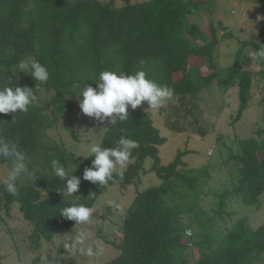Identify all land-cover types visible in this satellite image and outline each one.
Here are the masks:
<instances>
[{"label":"trees","instance_id":"1","mask_svg":"<svg viewBox=\"0 0 264 264\" xmlns=\"http://www.w3.org/2000/svg\"><path fill=\"white\" fill-rule=\"evenodd\" d=\"M213 1L143 0L116 5V0H34L32 9V0H0V87L17 83L33 89L37 96L39 88L54 90L48 101L31 107L27 113H0V135L17 142L29 156L36 151L45 154L52 148L61 156L60 148L43 141L45 129L55 122L49 110L66 101L68 95L76 96L75 83L85 86L105 69L133 73L142 68L148 78L173 88V98L179 101L190 100L187 95L195 97L213 80L221 93L236 86L239 102L235 122L253 102V91L264 77V63H259L257 71L243 66V49L249 44L257 50L262 43L243 41L234 63L217 67L213 58L218 44L215 30L211 26L207 35L198 24L190 22V16L199 9L211 13ZM28 57L48 68L47 83L13 72L17 63ZM202 66L209 72L204 73ZM41 106L45 110L40 111ZM128 111L127 120L109 125L99 141L104 147H116L115 142L123 135L139 145L131 150L123 180L116 177L107 184H133L137 191L123 216L121 238L110 241L119 252L104 264H264V222L253 229L242 217L225 227L223 234L214 222L216 217L230 215L225 207L232 200L257 206L264 194V128L256 130L261 138L253 135L234 139L237 149L229 150L228 159L235 166L227 170L231 182L217 194L216 209L208 213L203 209V199L207 197L209 169L204 165L187 168L182 157L189 150H178L171 162L163 164L159 145L166 138L155 127L151 113L139 106ZM179 111L173 103L169 109L162 107L166 126L179 123ZM198 133L203 135L205 131L199 127ZM71 134L75 136L73 129ZM145 159L151 160V169L160 183L138 190ZM91 160L84 157L80 161L82 174ZM62 184L59 178L17 184L13 196L0 182V208L8 210L18 203L23 218L32 226L29 245L33 251L41 240L51 241L58 231L75 224L60 216L62 208L72 203L93 207L105 187L90 181L82 183L85 195L73 202L56 193ZM41 185L48 186V190L43 192ZM187 215L191 217L190 225L184 220ZM188 227L194 228L189 237L185 233ZM194 248L198 257L190 252Z\"/></svg>","mask_w":264,"mask_h":264},{"label":"rangeland","instance_id":"2","mask_svg":"<svg viewBox=\"0 0 264 264\" xmlns=\"http://www.w3.org/2000/svg\"><path fill=\"white\" fill-rule=\"evenodd\" d=\"M100 1L105 3L108 0ZM135 1L143 0H129V2ZM213 2L215 5L211 13L199 9L190 16V22L198 24L207 35H210L212 26L218 37V44L213 52L214 62L217 67H227L234 63L236 53L243 41L264 44V19L257 20L258 16H264V0H214ZM122 3V0H116V5ZM30 8L35 9L34 0L30 3ZM253 50H255L253 46L249 44L245 46L241 63L247 69L257 71L261 66L256 61H251L249 57ZM201 70L204 73L209 72L204 66L201 67ZM93 79L95 78L93 77L91 80ZM92 83L95 84L94 81H90L87 85ZM76 85L77 83L74 84L75 88H77ZM53 91L51 88L37 89L39 104L48 101ZM237 91V87L234 86L226 93H221L217 81L213 80L196 96L194 95L195 97L187 95L190 100L179 101L176 98L167 100L165 107L169 109L170 104L173 103L179 106V113L182 112L178 120L179 123L170 122V126L165 124L162 108L156 112L147 110L152 115L155 127L166 138L165 143L159 145V156L163 164L171 162L176 157L178 150H189L182 157L189 167L204 165L206 169H209L211 177L206 187L207 197L203 199V209L208 213L210 210L211 213L213 209H216L217 194L231 182V175L227 170L235 166V162L228 159L229 150L237 149L234 139L253 135L261 138L256 130L264 128V101H262L264 98V77L260 78L253 91L254 96L251 99L253 102L243 111L238 120L232 122L239 102ZM80 98L82 99V97ZM139 107L146 111L149 106L147 102H143ZM53 109L56 112L55 122L45 129L43 141L48 146L54 145L60 148V153L63 156L57 154L56 148H52L45 154L40 153L41 151L33 152L29 164V171L32 175L23 177L18 184L31 185L38 179H44L47 182L52 178H58L53 174L51 162L54 159L59 160L69 171L75 169L73 174L81 178V183L73 196L63 195L64 184L56 190L58 191L56 193L75 202L85 195L81 190V184L87 182L83 179L79 163L89 153L90 143L99 142L106 130L104 127L108 128L110 124L107 121L101 123L83 114L76 96L68 95L66 101L53 106ZM199 127L205 131L203 135H199ZM72 129L75 131V136L71 134ZM49 155L51 159H49ZM5 166L6 162L0 163L1 183ZM143 166L144 171L140 173L141 184L138 190L160 183L155 172L151 169V160L145 159ZM117 167L119 168V166ZM42 187H44L43 190ZM40 189L46 192L48 186L41 185ZM136 191L133 184L105 186L94 202L95 221L93 224L73 225L61 229L51 241L41 240L40 246L35 251L29 245V235L32 232L31 223L23 218L18 203L14 202L8 210L0 208V264H51L50 261L56 258L53 255L62 257L60 264H104L119 252L110 241H118L121 238L123 216L129 203L136 195ZM110 199L115 200L119 207L108 206L107 201ZM0 204H2V200H0ZM225 210L230 215L224 214L223 218L216 217L214 220L217 231L219 230L218 232L221 234L225 233V227L231 226L242 217H245L250 226L255 229L264 222V194L260 197L257 206L245 205L240 201L232 200L229 204L227 203ZM190 218L188 215L184 216L187 225H190ZM82 227L92 234V240L89 243L94 247L98 245L97 254L93 256L67 252L64 247L63 241ZM187 230L191 234L194 233L193 227H188ZM190 252L198 257L196 248Z\"/></svg>","mask_w":264,"mask_h":264},{"label":"clouds","instance_id":"3","mask_svg":"<svg viewBox=\"0 0 264 264\" xmlns=\"http://www.w3.org/2000/svg\"><path fill=\"white\" fill-rule=\"evenodd\" d=\"M264 19L258 16L257 20ZM251 61L264 63V44H260L257 50H253L249 56ZM141 65L144 61L140 62ZM30 75L35 81L47 83L50 79L48 68L36 60L28 57L21 59L15 70ZM11 81V79H9ZM96 86L91 84L76 85V94L81 112L101 123L107 121L114 126L118 121L122 122L129 117V107L136 109L143 102H147L152 112L158 111L165 102L174 96V89L166 84H158L147 77L146 72L140 68L133 73L105 69L99 73L98 79H93ZM82 97V99L80 98ZM39 98L35 91L29 87L4 85L0 87V113L17 112L27 113L31 107L39 104ZM107 129V127H104ZM116 147H104L102 143H90L88 151L92 157L91 165L85 167L83 179L99 186H106L116 177L124 178V169L131 157V150L137 148L138 142L121 136L116 142ZM0 159L6 161L4 168L3 184L5 190L15 196L18 182L27 175L31 158L25 150H22L17 142L6 136L0 135ZM54 176L64 182L63 195L73 196L79 189L81 178L75 176L74 170L69 171L59 160L51 162ZM119 166V169L118 167ZM110 207H119L115 200H108ZM94 209L85 203H72L61 209L60 216L74 221V226L91 225L95 221ZM92 234L86 228L75 231L64 240L67 252L71 251L80 255L93 256L97 254V247L90 244ZM56 257L51 264H60L62 257Z\"/></svg>","mask_w":264,"mask_h":264},{"label":"water","instance_id":"4","mask_svg":"<svg viewBox=\"0 0 264 264\" xmlns=\"http://www.w3.org/2000/svg\"><path fill=\"white\" fill-rule=\"evenodd\" d=\"M126 5H128L129 4V0H122ZM39 110L41 111V110H45V108H43V107H40L39 108ZM50 114L52 115V117H55V112H54V110H50ZM44 189V187H42V190Z\"/></svg>","mask_w":264,"mask_h":264},{"label":"built area","instance_id":"5","mask_svg":"<svg viewBox=\"0 0 264 264\" xmlns=\"http://www.w3.org/2000/svg\"><path fill=\"white\" fill-rule=\"evenodd\" d=\"M186 236L189 237L191 235V232L189 230H185ZM188 246H191V243L188 241Z\"/></svg>","mask_w":264,"mask_h":264},{"label":"crops","instance_id":"6","mask_svg":"<svg viewBox=\"0 0 264 264\" xmlns=\"http://www.w3.org/2000/svg\"><path fill=\"white\" fill-rule=\"evenodd\" d=\"M172 161V160H171ZM184 163H186L185 161H184ZM187 165H188V163H186ZM188 167H189V165H188ZM160 181V180H159Z\"/></svg>","mask_w":264,"mask_h":264}]
</instances>
